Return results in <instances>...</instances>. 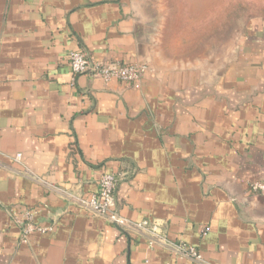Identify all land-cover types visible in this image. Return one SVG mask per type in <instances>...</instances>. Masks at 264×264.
<instances>
[{
  "label": "crops",
  "instance_id": "obj_1",
  "mask_svg": "<svg viewBox=\"0 0 264 264\" xmlns=\"http://www.w3.org/2000/svg\"><path fill=\"white\" fill-rule=\"evenodd\" d=\"M144 42L131 0H0V264H264V195L247 188L264 176V19L217 72L156 66ZM76 50L148 70L137 87L73 76ZM103 174L121 217L156 220L202 263L60 195ZM25 211L46 231L22 243Z\"/></svg>",
  "mask_w": 264,
  "mask_h": 264
},
{
  "label": "rangeland",
  "instance_id": "obj_2",
  "mask_svg": "<svg viewBox=\"0 0 264 264\" xmlns=\"http://www.w3.org/2000/svg\"><path fill=\"white\" fill-rule=\"evenodd\" d=\"M131 1L145 25L147 58L164 68L217 72L233 61L249 19H264V0Z\"/></svg>",
  "mask_w": 264,
  "mask_h": 264
},
{
  "label": "built area",
  "instance_id": "obj_3",
  "mask_svg": "<svg viewBox=\"0 0 264 264\" xmlns=\"http://www.w3.org/2000/svg\"><path fill=\"white\" fill-rule=\"evenodd\" d=\"M67 61L73 76L88 75L98 78L107 83L112 80L130 84L137 87L148 70L145 62L130 64H120L117 62H96L83 51H71L67 55ZM20 155L14 157V161L19 162ZM30 178L36 180L34 176ZM120 181V177L114 174H103L98 182V189L95 193L85 197L73 191L64 192L62 195L70 204L82 209L91 216L106 220L109 224L120 230L131 228L138 231L146 241L149 249L160 247L169 252L176 259L189 260L195 263H202V256L197 248L184 242L171 241L162 231L160 224L153 219H145L137 222L121 217L116 208L115 191ZM247 188L252 194L264 195V176L260 180L247 182ZM33 215L29 211L22 213L21 217L14 216V221L21 227L22 243L27 241V237L34 231L43 232L44 229L33 225ZM207 233L204 230L202 235Z\"/></svg>",
  "mask_w": 264,
  "mask_h": 264
}]
</instances>
